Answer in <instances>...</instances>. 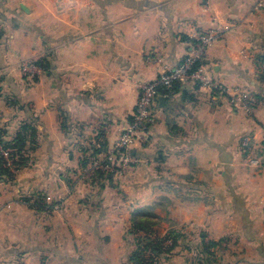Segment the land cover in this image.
<instances>
[{"label": "crops", "instance_id": "crops-1", "mask_svg": "<svg viewBox=\"0 0 264 264\" xmlns=\"http://www.w3.org/2000/svg\"><path fill=\"white\" fill-rule=\"evenodd\" d=\"M6 9L0 130L11 138L34 120L36 136L6 183L0 264H134L140 211L155 215L158 237L176 234L160 264H264V82L254 61L264 55V0H7ZM208 30L221 32L206 52L209 76L252 90L256 109L179 85L134 144L129 172L77 182L80 160L109 151L130 120L138 85L176 66ZM45 57L34 83L17 71ZM46 198L62 209H45Z\"/></svg>", "mask_w": 264, "mask_h": 264}, {"label": "built area", "instance_id": "built-area-1", "mask_svg": "<svg viewBox=\"0 0 264 264\" xmlns=\"http://www.w3.org/2000/svg\"><path fill=\"white\" fill-rule=\"evenodd\" d=\"M221 36L217 30H208L198 35L191 45L189 52L174 67L164 68L158 76L149 82L138 85V96L131 114L130 120L122 127L113 147L105 154H91L82 159L79 166L76 180L79 183L91 185L98 178H120L129 172L137 163V159L132 155V148L138 142H144L147 137L148 128L158 119L159 108L157 106L158 97L169 98V92L175 85H185L188 83L199 85L210 92V98L216 102L222 97H227L228 103L236 110L253 112L259 104V98L252 91L234 89L229 91L222 83L209 76L206 64L207 49L214 41ZM262 74L264 75V61ZM23 69H30L28 65ZM39 70V67H33ZM105 127L104 131H109ZM250 139L244 138L242 147H248ZM0 155L6 168L15 175L19 172L11 161L8 152L0 146ZM249 163L260 168L261 163L257 159H250ZM43 207L47 210L59 211L63 207L61 200L51 201L50 198L42 200ZM138 246L143 249V253L150 264H160L159 259L154 255L153 246L160 245L163 249L171 248L172 238H160L154 231H138L135 234Z\"/></svg>", "mask_w": 264, "mask_h": 264}, {"label": "trees", "instance_id": "trees-1", "mask_svg": "<svg viewBox=\"0 0 264 264\" xmlns=\"http://www.w3.org/2000/svg\"><path fill=\"white\" fill-rule=\"evenodd\" d=\"M1 35L2 32L0 33V37ZM257 61H264V55L257 56ZM36 66L46 71L49 64L47 60H41L37 61ZM262 81H264V75ZM179 87V85H175L169 92V97H172L173 94L179 90ZM62 129L64 131L67 130L66 126H64L63 124ZM35 136L36 129L34 125V120L22 122L18 131L11 138H7V136H5V132L0 130V146L3 150H6V152H8L11 161L17 168L26 164L28 158L27 156H25V151L28 150V148L31 149L32 145L35 144ZM92 154L97 153L95 151ZM13 176L14 175L9 171V169L5 167L3 158L0 155V182L3 181L5 178L6 180H11ZM136 215H134L132 219V234H135L138 231H153V226L155 225L154 219L156 218L153 213L140 211V213L138 214L139 216L136 217ZM171 237L173 239L174 246L175 240L177 239L176 234L172 233ZM171 249H163L160 245L156 244L155 246H153L152 251L160 261V258L166 257V255ZM131 261L134 264H150L143 253V249H141L138 244L136 246L135 252L131 256Z\"/></svg>", "mask_w": 264, "mask_h": 264}, {"label": "rangeland", "instance_id": "rangeland-1", "mask_svg": "<svg viewBox=\"0 0 264 264\" xmlns=\"http://www.w3.org/2000/svg\"><path fill=\"white\" fill-rule=\"evenodd\" d=\"M6 3H7V0H0V33L3 31L2 23H4V21H6V11H5V10H7V9H6ZM41 60H46V57H45V58H42ZM254 61H255V65H256V76H257V80H258L259 82H264V81H262V78H263V74H262L263 69L261 68V66H262L263 64H260L259 61H257V58L254 59ZM261 62H263V61H261ZM24 64L28 65V66L30 67V69H28L27 71H25V70L23 69V67L26 66V65H24ZM36 65H37V61H30V62H28V63H27V62H23L22 64H19V65H18V67H17V71L21 72L20 74L23 75L25 79H26V78H29V82H33V83H34V77H36V76H35V74L32 73V72L35 71V70L33 69V67H35ZM140 84H141V83H140ZM243 90L252 91V90H249V89H243ZM252 92H253V91H252ZM246 137H248V138L250 139V144H249L248 147H242V152L246 151V149H248L249 147H251L252 137H251L250 135L243 136V137L241 138V142H242V140H243L244 138H246ZM113 145H114V144H113ZM240 145H241V143H240ZM4 151H6V150H4ZM250 158H251V157H249V159H248V164H249V165H251V164L249 163ZM80 161L82 162V159H81ZM81 162H80V164H81ZM259 162H260V160H259ZM260 163H261V162H260ZM261 164H262V163H261ZM25 166H26V164L23 165V166H21V167H19V171L22 170ZM27 166H29V164H27ZM17 174H18V173H17ZM17 174H15L11 180H6V178H5L3 181L0 182V215H6V183H8V182L11 183V181L15 179V176H16ZM101 179L107 181L108 178H106V177H102ZM76 181H77V180H76ZM97 182H98V181H97ZM95 183H96V182H93L90 186L94 185ZM82 184H84V183H82ZM84 185H88V184H84ZM38 194H39V195L36 196L37 199H38V197L41 198V197L44 196L43 194H40V193H38ZM34 197H35V195H34ZM21 198H22V200H23V199H28L29 197H27L26 194H22V195H21ZM171 235H172V233L168 234L167 236L165 235L164 237H165V238H169V239H171V238H172ZM172 242H173V240H172ZM219 258H222V261H223V259H224V260L226 259V258L224 257V254H221V253L219 254ZM209 259H210V258H209Z\"/></svg>", "mask_w": 264, "mask_h": 264}, {"label": "water", "instance_id": "water-1", "mask_svg": "<svg viewBox=\"0 0 264 264\" xmlns=\"http://www.w3.org/2000/svg\"><path fill=\"white\" fill-rule=\"evenodd\" d=\"M21 9H22L24 12H27V9H26L25 6L21 5ZM157 100H158V103H159V107L162 108V107L164 106V104H165V98L162 97V96H160V97H158Z\"/></svg>", "mask_w": 264, "mask_h": 264}]
</instances>
